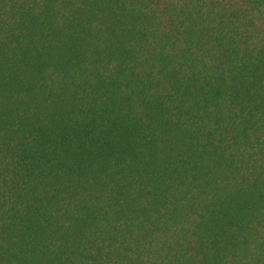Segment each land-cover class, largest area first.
I'll list each match as a JSON object with an SVG mask.
<instances>
[{"label":"trees","instance_id":"trees-1","mask_svg":"<svg viewBox=\"0 0 264 264\" xmlns=\"http://www.w3.org/2000/svg\"><path fill=\"white\" fill-rule=\"evenodd\" d=\"M0 264H264V0H0Z\"/></svg>","mask_w":264,"mask_h":264}]
</instances>
